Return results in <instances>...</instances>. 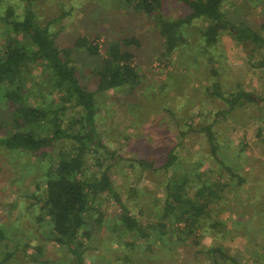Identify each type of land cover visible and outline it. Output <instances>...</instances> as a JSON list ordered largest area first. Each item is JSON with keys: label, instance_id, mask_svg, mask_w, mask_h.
<instances>
[{"label": "rangeland", "instance_id": "obj_1", "mask_svg": "<svg viewBox=\"0 0 264 264\" xmlns=\"http://www.w3.org/2000/svg\"><path fill=\"white\" fill-rule=\"evenodd\" d=\"M29 8L42 24L49 25L58 46L69 53L76 40L83 36H97L102 50L108 40L138 37L139 45H132L129 49L136 52L135 63L138 62L144 73L143 82L134 88V92L131 87H123L98 93L96 118L104 143L110 150V153H104L107 160L103 168L110 166L112 179L124 197L126 189L137 188L134 192L129 190L135 199L130 203L132 214L144 223L152 216V211L159 207L158 200L164 197L163 184L167 176L161 170H143L138 159L145 158L153 163L157 160L158 166L169 147L176 146L182 166L193 167L192 170L198 173L209 169L206 175L210 183L220 175L226 183L223 202L218 204L223 229L206 226L199 231V243L194 246L189 243L191 249L207 251L209 247L219 245L241 264L263 262L264 100L224 114L221 112L226 106L224 101L206 94L204 87L210 85L209 78L214 79L210 70L215 66L220 72L217 79L226 94L236 91L241 84L264 97V43L252 40L242 43L235 36L239 33L236 27H250L264 39V0H226L223 9L233 25L232 31L222 32L216 45L208 49L210 53L199 58L195 57L204 43L200 30L206 23L202 19L196 20L193 26L185 28L191 43L182 46L171 57V63L160 60L163 38L156 27L157 21L134 11L125 0H34L31 6L26 0H0L2 16L13 9L16 16L22 18ZM186 13L188 7L182 1L164 0V17L175 19ZM7 35L0 23V45ZM71 52L81 79L96 88L95 70L101 66L100 56H91L84 49ZM33 74L38 82L27 83V90L33 93L27 96L29 99L25 104L54 107L51 100H60L63 93L55 90L53 95L42 96L36 87L48 86L47 75L42 72L41 65L34 68ZM73 103L72 100L66 102L69 108L62 115L64 124L78 115V108L70 107ZM12 114V108L0 92V134L13 120ZM208 123H213L222 160L242 176L240 184L236 183V176H230L227 168L214 160L210 143L200 129L202 124ZM190 125H193L192 129H189ZM181 130L187 131L184 137L179 135ZM40 132L50 134V124L46 123ZM71 141V138L58 141L54 153L64 147L70 148ZM46 161H38L26 152L0 148V225L11 226L12 241L19 246L7 264H41L40 259H49L50 264L74 262L62 258L64 249L47 238L50 224L39 222L35 217L38 206L32 203L45 189V170L49 164ZM95 163L94 159L88 158L87 172L98 171ZM181 165L178 169L182 168ZM206 175L195 183L201 184ZM195 191L196 187L189 190L191 195ZM139 195L145 208L140 214V207L135 205ZM101 209L106 211L107 217L120 212L113 201H105ZM112 226L106 221L100 227H93L86 264H128L123 260L126 254L135 264H210L212 261L207 252L192 258L178 243L169 242L168 247L172 244L169 249L160 242H153L152 252L131 233L119 236V231L115 232ZM127 241L137 244L130 248ZM25 243H30L31 248ZM37 246H42L43 253L37 251ZM119 256L122 258L117 260ZM209 256L213 257L211 253ZM185 257L190 259L185 262Z\"/></svg>", "mask_w": 264, "mask_h": 264}, {"label": "trees", "instance_id": "obj_2", "mask_svg": "<svg viewBox=\"0 0 264 264\" xmlns=\"http://www.w3.org/2000/svg\"><path fill=\"white\" fill-rule=\"evenodd\" d=\"M26 1L28 6L34 2ZM125 1L134 11L142 12L157 21L156 27L163 38L160 60L166 63H171V57L182 46L191 43L185 28L193 26L198 19H202L206 25L200 30L204 43L195 58L210 53L208 49L216 45L222 32L232 31L233 25L223 9L226 0H179L188 7V13L175 19L162 15L164 0ZM0 23L2 29L9 34L0 45V92L13 113L10 125L0 134V148L32 154L38 161L47 159L49 164L45 170V189L42 196L35 197L32 205L38 206L35 209L37 221L50 224L51 230L47 238L64 249L62 258L73 259V264H86L93 227H100L109 221L110 225H114L113 230L119 231V236L131 233L152 252L153 242H160L169 249L172 244L178 243L180 247L186 248L185 252L191 254L192 258H196L198 253L207 252L209 260H212L210 264H241L235 256L228 254L219 245L211 246L207 251L191 249L193 244L199 243V231L206 226L219 230L224 227L220 216L221 208L218 207L219 202H223L226 186L220 178L221 175L210 183L207 180L209 169L198 173L192 170L193 167L182 166L176 146L169 147L158 166L157 160L153 163L145 158L138 159L143 170L152 168L155 172L161 170L167 175L163 184L164 197L158 200L159 207L152 211V216L144 223L131 211L130 203L135 199L129 190L134 192L137 188L126 189L127 194L124 197L112 179L110 166L105 165L103 168V163L107 160L104 153H110V150L98 129L97 94L123 87H131L134 92V88L143 82L144 73L138 62L135 63L136 52L129 49L132 45H139L138 37L108 40L102 46L103 50L96 40L97 36H83L76 40L71 50L84 49L89 55L100 56L102 59L101 66L95 70L96 88H92L81 79L79 68L71 57V50L69 53L67 49L58 46L49 25L42 24L33 9L29 8L22 18L10 9L7 15H0ZM236 31L239 33L235 36L242 43L247 40L264 43L260 33L250 27H236ZM39 65L47 75L48 86L38 85V92L42 96L53 95L55 90L63 93L60 100L52 97L54 107H49L48 104H25V100L29 99L27 96L33 93L27 90V83L38 82L33 71ZM210 71L214 79L209 78L210 85L205 86L204 91L224 101L226 106L221 110L222 113L229 114L237 107H245L248 103H261L264 100L262 95L243 88L241 84L236 91L226 94L222 83L217 79L220 74L217 67L212 66ZM70 100L74 101L70 107L78 108L79 112L76 117L71 118L70 123L64 124L62 115L69 108L66 102ZM167 111L172 113L169 108ZM46 123L50 124L52 132L43 135L40 131ZM200 129L210 143L214 160L227 168L230 176H236V183L240 184L243 181L242 176L222 160L213 123L202 124ZM186 132L181 130L179 135L184 137ZM65 138L72 139L70 148L58 149L55 154L56 143ZM87 155L95 160L98 171L87 172ZM179 164L182 166L180 169ZM204 175L206 178L204 177L201 184L195 183L196 180L201 181V176ZM195 187L196 191L191 195L189 190ZM105 201L115 202L120 212L107 217L106 211L101 209ZM136 201L135 205L140 207V214L145 211L143 198L139 195ZM10 229V225H0V264H7L19 247L12 241ZM169 242L172 244L168 247ZM126 244L133 248L137 242L127 241ZM25 246L31 248L30 243H25ZM36 249L43 253L42 246H37ZM121 258L119 256L117 260ZM189 259L185 257V262ZM123 260L128 264H135L131 262L128 254L123 256ZM39 261L41 264L51 263L49 259ZM257 264H264V261Z\"/></svg>", "mask_w": 264, "mask_h": 264}]
</instances>
